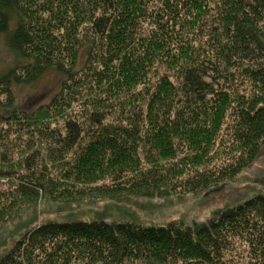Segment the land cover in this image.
Returning <instances> with one entry per match:
<instances>
[{"label": "trees", "instance_id": "1", "mask_svg": "<svg viewBox=\"0 0 264 264\" xmlns=\"http://www.w3.org/2000/svg\"><path fill=\"white\" fill-rule=\"evenodd\" d=\"M0 33V228L43 196L202 192L264 145V0H0ZM48 70L50 101L16 108ZM0 264H264V194L192 225L41 224Z\"/></svg>", "mask_w": 264, "mask_h": 264}, {"label": "rangeland", "instance_id": "2", "mask_svg": "<svg viewBox=\"0 0 264 264\" xmlns=\"http://www.w3.org/2000/svg\"><path fill=\"white\" fill-rule=\"evenodd\" d=\"M85 52L81 55V66ZM15 58L0 33V74L13 67ZM62 75L48 70L29 85L15 84L16 108L34 110L48 103L58 90ZM264 194V145L257 158L235 177L205 191L175 194L166 198L137 196H88L76 200L41 197L0 228V257L29 229L41 224L78 221H120L162 226L173 221L186 224L208 220L215 211Z\"/></svg>", "mask_w": 264, "mask_h": 264}]
</instances>
